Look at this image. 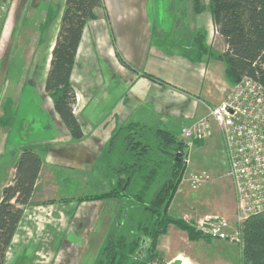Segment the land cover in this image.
I'll return each mask as SVG.
<instances>
[{"label": "crops", "instance_id": "obj_1", "mask_svg": "<svg viewBox=\"0 0 264 264\" xmlns=\"http://www.w3.org/2000/svg\"><path fill=\"white\" fill-rule=\"evenodd\" d=\"M190 2L151 0L150 15L148 0H102L104 9L96 10L97 18L83 30L70 76L75 94L73 113L83 133L79 141L71 140L44 91L65 0H12L0 9V62H12L5 78L0 77V120L2 102L9 100L18 104L15 121L25 120L26 131H30L27 144L20 145L16 135L7 133L0 124V170L10 171L0 190L11 182L21 148L26 147L36 152L42 162L31 201L37 193L46 196L49 187L55 188L59 180L76 175L95 180L92 186L101 184L108 192L112 182L108 183L102 156L118 127L140 123L180 133L205 115V106L220 105L231 91L224 64L211 57L190 61L185 53L200 44L203 47L198 50L211 51L214 34L222 52L224 44L213 22L205 15L195 16ZM161 4L165 12L173 13L170 15L177 23L167 26L168 22L158 21ZM38 50L45 52L44 57L38 56ZM115 51L123 62H116ZM41 62L46 73L39 79V69L34 70ZM117 85L121 89L114 92ZM61 173L65 174L63 178ZM121 209L122 204L116 200L28 206L9 250L17 243L16 255L27 253V260L37 257L34 244L43 229L37 228L35 236L18 232L23 222L31 224L42 217L43 227L51 225V221L62 222L56 228L59 233L52 232L50 236L51 264H77L90 257L84 256L89 249H94L95 257L101 248L94 240V245L90 244L88 229L101 228L98 236H105L106 241ZM66 228L73 233L72 239L64 237Z\"/></svg>", "mask_w": 264, "mask_h": 264}, {"label": "trees", "instance_id": "obj_2", "mask_svg": "<svg viewBox=\"0 0 264 264\" xmlns=\"http://www.w3.org/2000/svg\"><path fill=\"white\" fill-rule=\"evenodd\" d=\"M201 1L195 0L196 13L203 11ZM209 2L215 31L222 39L224 50L215 56L206 48L198 50L197 47H203L200 44L185 53L187 59L199 61L211 57L224 64L228 84L236 85L246 77L264 87V0ZM98 9H104L102 0H65L44 81V91L72 141L81 140L83 133L73 113L75 94L70 76L83 30L89 21L97 18ZM182 148L174 134L159 126L130 123L113 132L102 156V164L112 181L111 189L78 201L116 200L122 204V212L126 211L120 226L112 228L94 264L159 261L156 243L169 226L178 227L190 240L200 238L187 224L168 214L186 169L183 159H175ZM41 165L36 152L23 149L11 182L1 191L0 264H5L24 209L32 205ZM239 233V264H264V211L250 216ZM142 241L147 244L141 256Z\"/></svg>", "mask_w": 264, "mask_h": 264}, {"label": "rangeland", "instance_id": "obj_3", "mask_svg": "<svg viewBox=\"0 0 264 264\" xmlns=\"http://www.w3.org/2000/svg\"><path fill=\"white\" fill-rule=\"evenodd\" d=\"M161 1L163 0H160V2ZM2 4L3 3L0 2V9H4L9 5L8 4L6 7H4ZM148 4V12L151 15V0H148ZM163 4H161V7L159 8L161 16L159 17L158 21L164 23L168 22L166 23V25L172 26L174 22L177 23V19L171 16L173 13L171 14V12L167 13L164 11L165 4ZM190 4H192L191 10L195 16L205 15V18H209L213 22L212 16L210 14L209 0L201 1L200 5L203 9L201 13H196L195 0H191ZM198 38H201V36H198L197 39ZM211 44L212 49L211 51H209L210 54H213L215 56L222 54L221 43H218V41L215 39V34L212 38ZM37 54L38 56L44 57L45 52L38 50ZM114 57L116 59V62H123L117 51L114 52ZM37 64L39 65V67H35L36 69L34 70V72L39 69L37 78L42 79L43 74L46 73L44 70V65L43 62ZM11 66L12 62H0V77L2 75L4 76L3 78H5L4 73H8ZM103 75L105 76L104 70ZM89 85H92V83H90ZM229 85L231 86V89L235 86L231 84ZM71 87H73V85H71ZM120 89V85H117L116 88L113 89V91L118 92ZM2 103L3 115L1 116L2 120H0V124L8 130L7 133L13 132L12 134L16 135V139L18 140V142H20V145L27 144V135L30 133V131H26L27 126L25 124V120L18 118V120L15 121L17 114L16 109L18 107V104L13 103L9 100H6ZM24 103V100H22L21 106H23ZM206 107L208 106H205L204 108ZM193 124L183 127L180 133L173 130V134L178 138V140H180L182 131L186 128H190ZM13 127H15V129L12 131ZM199 143L201 144H194L190 148V151L185 153L186 159L189 160V163L184 164L186 167L185 173L175 195V198L170 206L168 214L172 219L183 221L188 225L192 232L200 238L190 240L188 239V236L184 231L176 226H169L167 228V232L161 235L157 240L155 250L158 254L159 261L152 264H170L174 260V258L180 260L181 264H239L240 247L235 242L210 238L207 235L208 233L206 234L204 232L205 227L203 223L205 219L209 217H217L224 219L228 224L227 228L225 229V233L229 234L230 237L234 235L235 199L233 182L228 176L229 162L226 157V152L224 150L220 134L217 132V130H214L212 137L209 140ZM21 149L23 150L28 148L22 147ZM182 151L183 148L181 152ZM6 154L7 153H5L4 155ZM179 159H182L181 155H179ZM9 175L10 171L8 170V168L0 170V187L5 181H7ZM64 176L65 174L61 173V177L63 178ZM200 176L203 177V182H201L200 184H193L194 178H199ZM94 181L95 180L93 179H81L78 175H76L75 178L68 177L67 180H59V185H57L55 188L49 187L50 190L46 192V196H42L38 193L35 194L33 201H31L32 205H30L29 207H41L53 204L62 205L68 202L77 203L81 198L103 194L107 191L106 188L102 189L101 184L92 186L91 183ZM110 181L111 180L108 179V183ZM104 186L106 185L104 184ZM3 188H1L0 190V195ZM27 208L28 207H26L24 211ZM67 210L69 209L67 208ZM121 210L117 213L114 221L112 222L111 228L109 229L110 232L121 218L123 221V217L126 214V211L122 212ZM42 221L44 220L41 217L39 220L36 219V221H33L31 224L23 222L24 225H21L20 231L18 232L19 235L24 232L31 236H35V234H37V228H40V230L43 229L40 240L34 244L36 255L38 256L35 257V255H33L34 257L31 260H27V253L23 256L18 254L16 255L17 243H14L12 248L10 250L8 249L7 264L53 263V258H51L53 253L50 249L49 240L52 232L59 233L58 230L56 231V228L59 229V224H62V222L57 223L55 221H51V225H45V227H43ZM68 228H66L63 235L66 238L69 236L68 238L72 239L73 233L69 232ZM100 229L101 228L97 229L95 227L93 229H88V232H91L89 235L90 244L94 245V240L95 243H99L98 247L101 245L102 248L105 243V241H103L105 240V236H101L102 238L98 236V231ZM77 231L79 232V230ZM19 237L20 236H17V239H15L16 242L19 240ZM100 239L101 241L99 242ZM145 250V246L141 247V249L139 250V255L142 256L145 253ZM94 253V249L92 250V252H90L89 249L88 252L84 253V256L86 254L90 257L78 260L77 264H94L99 252L95 254V257H92L94 256Z\"/></svg>", "mask_w": 264, "mask_h": 264}, {"label": "built area", "instance_id": "obj_4", "mask_svg": "<svg viewBox=\"0 0 264 264\" xmlns=\"http://www.w3.org/2000/svg\"><path fill=\"white\" fill-rule=\"evenodd\" d=\"M12 0H0L6 7ZM205 115L181 133L184 164L185 153L199 142L212 137L217 130L229 162L228 176L233 182L235 214L234 235L225 233L227 223L222 218H206L204 232L219 240H229L241 246L239 229L250 217L264 211V87L257 81L242 78L218 106L206 107ZM186 151V152H185ZM189 156V154H188ZM193 184L203 182L194 178Z\"/></svg>", "mask_w": 264, "mask_h": 264}, {"label": "water", "instance_id": "obj_5", "mask_svg": "<svg viewBox=\"0 0 264 264\" xmlns=\"http://www.w3.org/2000/svg\"><path fill=\"white\" fill-rule=\"evenodd\" d=\"M175 159H176V161H179V160H180V159H179V155H177ZM145 244H146L145 241H142V242H141V246H142V247L145 246ZM170 264H180V260L175 259V260H173Z\"/></svg>", "mask_w": 264, "mask_h": 264}, {"label": "bare ground", "instance_id": "obj_6", "mask_svg": "<svg viewBox=\"0 0 264 264\" xmlns=\"http://www.w3.org/2000/svg\"><path fill=\"white\" fill-rule=\"evenodd\" d=\"M181 264V263H180Z\"/></svg>", "mask_w": 264, "mask_h": 264}]
</instances>
